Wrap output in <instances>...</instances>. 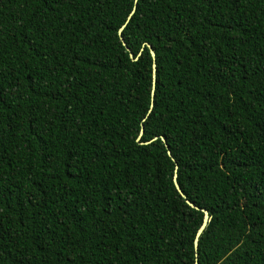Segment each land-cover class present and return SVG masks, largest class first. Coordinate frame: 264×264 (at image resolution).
<instances>
[{"label": "trees", "instance_id": "obj_1", "mask_svg": "<svg viewBox=\"0 0 264 264\" xmlns=\"http://www.w3.org/2000/svg\"><path fill=\"white\" fill-rule=\"evenodd\" d=\"M173 173L264 264V0H0V264H194Z\"/></svg>", "mask_w": 264, "mask_h": 264}, {"label": "water", "instance_id": "obj_2", "mask_svg": "<svg viewBox=\"0 0 264 264\" xmlns=\"http://www.w3.org/2000/svg\"><path fill=\"white\" fill-rule=\"evenodd\" d=\"M133 9L134 7H132V9L130 10V12L128 13V15L126 16V19H125V22L129 19L130 15L132 14L133 12ZM124 22V23H125ZM124 23L121 24L118 29H117V34L119 36V40L121 41V44L124 46V48L128 51V56L134 60L136 57H133L132 54L129 52V49L125 46L124 42H123V39L122 37L120 36V31L122 29V27L124 26ZM146 47L148 48V52H149V55H150V58H151V68H150V76H151V87H150V92H149V107L152 105V99H153V94H154V89H153V86H154V81H155V63H154V52L152 51V49L150 48L149 44H145ZM142 132V126L140 125V129H139V132H138V135L136 136L135 140H137L139 143H146L148 141H139V136ZM162 141L164 142L163 138H161ZM164 147L166 148V153L168 156H170V152L168 151L167 149V145L165 144L164 142ZM175 168V166H174ZM172 183H173V186L174 188L176 189V191L184 198V201L192 208H195V209H200V211L202 212V216H201V222L198 226V228L196 229L195 233H194V237H193V240H192V245H193V250H194V264H198L197 262V258H196V250H197V239H198V236L199 234L201 233L202 229L204 228V226L206 225L208 219H209V215H208V212L206 209L204 208H199L197 207L196 205H194L192 202H190L188 199L185 198V196L182 194L180 188H179V185L178 183L176 182V178H175V173L172 174Z\"/></svg>", "mask_w": 264, "mask_h": 264}]
</instances>
